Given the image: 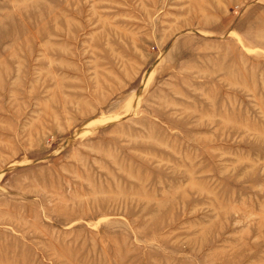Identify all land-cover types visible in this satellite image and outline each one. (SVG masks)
Returning a JSON list of instances; mask_svg holds the SVG:
<instances>
[{
	"label": "rangeland",
	"instance_id": "rangeland-1",
	"mask_svg": "<svg viewBox=\"0 0 264 264\" xmlns=\"http://www.w3.org/2000/svg\"><path fill=\"white\" fill-rule=\"evenodd\" d=\"M0 264H264V0H0Z\"/></svg>",
	"mask_w": 264,
	"mask_h": 264
},
{
	"label": "bare ground",
	"instance_id": "bare-ground-1",
	"mask_svg": "<svg viewBox=\"0 0 264 264\" xmlns=\"http://www.w3.org/2000/svg\"><path fill=\"white\" fill-rule=\"evenodd\" d=\"M144 81V80H143ZM109 120V118H94V119H91V120H89L87 123H86V126L87 127H92L93 126V124H104V122H106V121H108ZM96 124V125H97ZM97 126H99V125H97ZM94 127V126H93Z\"/></svg>",
	"mask_w": 264,
	"mask_h": 264
}]
</instances>
